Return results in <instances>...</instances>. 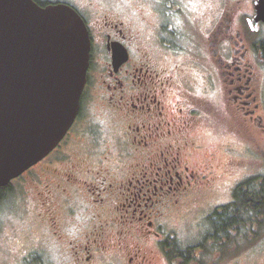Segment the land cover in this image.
<instances>
[{
  "label": "flooded vegetation",
  "instance_id": "flooded-vegetation-1",
  "mask_svg": "<svg viewBox=\"0 0 264 264\" xmlns=\"http://www.w3.org/2000/svg\"><path fill=\"white\" fill-rule=\"evenodd\" d=\"M256 1L63 2L88 32L86 83L55 149L0 188V208L26 219L7 264H203L201 233L175 254L176 229L201 197L243 181L264 133ZM205 133L220 147L206 150Z\"/></svg>",
  "mask_w": 264,
  "mask_h": 264
},
{
  "label": "water",
  "instance_id": "water-1",
  "mask_svg": "<svg viewBox=\"0 0 264 264\" xmlns=\"http://www.w3.org/2000/svg\"><path fill=\"white\" fill-rule=\"evenodd\" d=\"M264 22V0L254 3ZM90 42L67 4L0 0V188L44 159L73 124Z\"/></svg>",
  "mask_w": 264,
  "mask_h": 264
},
{
  "label": "rangeland",
  "instance_id": "rangeland-1",
  "mask_svg": "<svg viewBox=\"0 0 264 264\" xmlns=\"http://www.w3.org/2000/svg\"><path fill=\"white\" fill-rule=\"evenodd\" d=\"M49 2H68L74 3L75 0H43ZM132 4L137 0H127ZM147 2V1H146ZM204 0H201V4ZM252 143L250 144L251 156H246L248 162L247 167L243 170L242 175L246 174L248 178L256 176H264V133L257 131L253 134ZM223 139L216 138L209 133L203 134V145L206 150L219 148ZM229 143L233 148H236L241 152L243 147L242 143H239L236 139H229ZM253 159V160H252ZM239 179L245 180L246 176ZM247 179V178H246ZM232 191H223L218 194H209L201 197L199 202L193 204L191 208L189 218H186L180 226L176 229L178 244L185 246L187 243L197 244V236L201 233V241L206 237L208 233L207 216L214 210V208L227 204L231 200ZM0 210L4 211L0 218V264H7L13 262L15 251L20 250L23 247V237L26 238V219H24V213L21 209H16L10 204H3ZM201 212V219L197 221V224L192 227L195 218ZM35 239V236L33 234ZM262 237V238H261ZM260 238L255 239L250 235L247 238L241 239L238 244H241L240 248H235L234 244L230 248L214 249L212 243L204 240L201 246V254L205 256L203 258V264H264V234ZM16 238V239H15ZM20 242L22 246L20 247ZM45 242L48 245H52L53 241L49 239L48 235L45 236ZM48 248V247H47ZM10 251L8 254L6 251ZM50 251L48 254L52 256L54 260L55 253L52 248H48ZM208 250V251H207ZM17 252V251H16ZM195 253L196 249H195ZM206 253V254H205ZM5 262V263H4Z\"/></svg>",
  "mask_w": 264,
  "mask_h": 264
},
{
  "label": "trees",
  "instance_id": "trees-1",
  "mask_svg": "<svg viewBox=\"0 0 264 264\" xmlns=\"http://www.w3.org/2000/svg\"><path fill=\"white\" fill-rule=\"evenodd\" d=\"M35 1L40 6L49 2ZM207 225L208 233L204 240L212 243L214 249L230 248L236 243L235 248H240L238 243L241 239L250 235L260 238L264 234V176L247 178L238 183L230 202L214 208L207 216ZM174 248L175 254L182 253L180 244L175 243ZM194 249L186 253H192Z\"/></svg>",
  "mask_w": 264,
  "mask_h": 264
},
{
  "label": "clouds",
  "instance_id": "clouds-1",
  "mask_svg": "<svg viewBox=\"0 0 264 264\" xmlns=\"http://www.w3.org/2000/svg\"><path fill=\"white\" fill-rule=\"evenodd\" d=\"M73 231L71 229H69V235H73Z\"/></svg>",
  "mask_w": 264,
  "mask_h": 264
}]
</instances>
